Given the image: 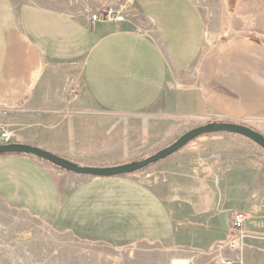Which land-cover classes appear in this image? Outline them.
Returning a JSON list of instances; mask_svg holds the SVG:
<instances>
[{
    "label": "crops",
    "instance_id": "crops-1",
    "mask_svg": "<svg viewBox=\"0 0 264 264\" xmlns=\"http://www.w3.org/2000/svg\"><path fill=\"white\" fill-rule=\"evenodd\" d=\"M206 41L192 0H132L118 24L31 3L1 5L0 112L10 111L11 118L0 132L85 167L126 163L210 122L244 125L264 136V41L235 37L210 47ZM111 118L127 124L111 128ZM19 123L18 134L4 129ZM208 136L145 172L114 178L3 155L0 200L82 237L152 243L204 258L234 237L231 221L242 212L231 211L244 203L250 232L262 233L264 248V185L250 184L255 171H249L252 179H239L240 189L229 188L235 197L225 204L226 229L212 234L213 214L192 208L198 203L192 193L202 189H215L220 205L229 170L245 165L222 151L208 153L217 140L232 139ZM175 190L188 196L176 216Z\"/></svg>",
    "mask_w": 264,
    "mask_h": 264
},
{
    "label": "rangeland",
    "instance_id": "rangeland-1",
    "mask_svg": "<svg viewBox=\"0 0 264 264\" xmlns=\"http://www.w3.org/2000/svg\"><path fill=\"white\" fill-rule=\"evenodd\" d=\"M192 1L204 18L208 47L220 40L235 37L264 41V37L261 35L264 32V0ZM131 2L132 0H0V6L17 7L22 3H31L63 10L79 19H88L93 13L102 11L106 6L117 8L124 6L128 9ZM9 112H0L1 124L6 125L7 120L11 118ZM124 121L111 118L109 122L111 128H124L127 124ZM93 123L95 122L93 121ZM116 124L118 126H115ZM21 128V123H19L18 126L13 124V126L4 129L14 130V134H18L21 132ZM187 131L163 142L155 151L148 150L126 163L139 161L155 154ZM208 135L215 138H232L231 140H217L214 144L216 146L212 144V151L208 153L216 154V152L222 151L223 156L231 155L238 159V165L245 164L242 167L229 170V176H227L229 182L225 190L221 183L220 186L225 195L220 205L215 189L206 191L202 189L191 195V197L194 195L198 201L192 205L194 210L201 208L207 213L213 214L215 220L212 222V226L216 230L212 234H215L218 230L228 227L229 217L228 213L224 212V208L226 202L231 199L230 195L235 197V194L230 193L231 187L240 189L242 185L239 179H246L248 175L249 177L253 176L249 172L251 170L255 171L256 176L253 180L251 177L250 184L255 183L257 189H261L264 185V151L249 140L237 135L225 133ZM208 135L200 136L190 143L211 137ZM12 140L13 138L11 143H14ZM214 148L217 151H214ZM166 159L136 173L145 172ZM174 192L172 208L176 216L186 204L188 196L180 197L177 194L178 191ZM183 195H187L186 192ZM168 196L169 199L172 198L170 191ZM244 207L243 203L241 207L235 206L231 211L242 212L246 216L241 232H235L234 237L224 241L225 245L221 250L204 258L202 256L204 253L195 252L193 254L182 250H167L162 245L152 243H110L82 237L61 231L55 225L13 209L0 200V264H179L178 261H182L180 264H220L219 260L229 261L230 264H264L262 233L259 230L250 232L253 219L249 214L250 210L243 212ZM195 237H199V234H194V237L192 235L193 241L197 240ZM196 248L191 246L190 249L197 250ZM201 250L203 252V249Z\"/></svg>",
    "mask_w": 264,
    "mask_h": 264
},
{
    "label": "water",
    "instance_id": "water-1",
    "mask_svg": "<svg viewBox=\"0 0 264 264\" xmlns=\"http://www.w3.org/2000/svg\"><path fill=\"white\" fill-rule=\"evenodd\" d=\"M217 133H225L243 137L264 151V137L255 130L247 126L237 125L234 123L213 122L195 127L185 132L170 145L145 159L108 167L78 166L71 161L60 158L37 147L20 143L0 144V156L27 155L46 162L60 171L74 175L91 178H114L139 172L177 153L179 150L198 137Z\"/></svg>",
    "mask_w": 264,
    "mask_h": 264
},
{
    "label": "built area",
    "instance_id": "built-area-1",
    "mask_svg": "<svg viewBox=\"0 0 264 264\" xmlns=\"http://www.w3.org/2000/svg\"><path fill=\"white\" fill-rule=\"evenodd\" d=\"M127 8L121 6L119 8L114 6H106L102 11L93 13L90 16L91 22H105V23H123L126 20ZM11 135L8 132H0V144L11 143ZM246 221V216L242 213H235L233 215L231 224L235 232L240 233ZM220 264H230L229 261L219 260Z\"/></svg>",
    "mask_w": 264,
    "mask_h": 264
},
{
    "label": "trees",
    "instance_id": "trees-1",
    "mask_svg": "<svg viewBox=\"0 0 264 264\" xmlns=\"http://www.w3.org/2000/svg\"><path fill=\"white\" fill-rule=\"evenodd\" d=\"M39 161H41V160H39ZM43 162V161H42ZM43 163H46V162H43ZM46 164H48V163H46ZM48 165H50V164H48ZM50 166H52V165H50ZM55 168V167H54ZM55 169H57V168H55ZM57 170H59V169H57Z\"/></svg>",
    "mask_w": 264,
    "mask_h": 264
}]
</instances>
